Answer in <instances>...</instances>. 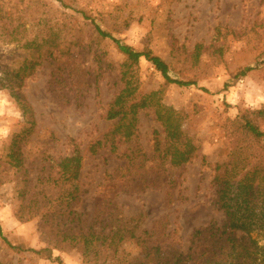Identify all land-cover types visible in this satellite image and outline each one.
Masks as SVG:
<instances>
[{"label": "rangeland", "instance_id": "1", "mask_svg": "<svg viewBox=\"0 0 264 264\" xmlns=\"http://www.w3.org/2000/svg\"><path fill=\"white\" fill-rule=\"evenodd\" d=\"M95 26L195 85L166 83L144 58L131 63ZM70 62L79 78L72 86ZM120 93L127 106L144 103L136 120H105ZM168 120L192 147L182 166L155 151L154 132L162 150ZM244 120L264 135V0H0V264H163L173 251L192 264L193 231L225 222L213 166L228 163L238 177L264 169V139L245 134ZM114 128L116 151L107 144L91 154ZM68 139L83 156L81 195L60 229L86 235L117 211L142 215L138 240L115 254L94 241L87 252L82 240L54 247L60 238L44 215L53 226L59 220L51 214L58 189L47 178L56 176L53 161L69 155ZM1 237L24 250L53 248L52 258L14 251Z\"/></svg>", "mask_w": 264, "mask_h": 264}, {"label": "trees", "instance_id": "2", "mask_svg": "<svg viewBox=\"0 0 264 264\" xmlns=\"http://www.w3.org/2000/svg\"><path fill=\"white\" fill-rule=\"evenodd\" d=\"M76 12L84 20H91L84 13ZM92 22L94 23V21ZM95 31L99 38L112 41L117 46L118 51L131 63H138L141 58H144L161 74L166 83L179 87L195 85L191 81L184 82L171 79L168 66L150 51L136 52L131 47L120 44L109 33L102 31L97 26H95ZM73 57L70 54V59L73 60ZM72 68V63L70 62L69 75L65 80L70 86L79 80L77 75H75L77 72L76 68ZM250 71L251 68H245L237 76L243 77ZM56 83L58 84V81ZM126 96L120 93L111 100L104 117L105 120L114 121L118 119L121 122L128 115L132 116V121L136 120L134 119L136 110L145 108V105L140 103L127 106ZM168 124L169 127H164L166 136L162 150H160L159 134L157 131L154 132L155 151L160 153L158 157L163 161L166 160L170 166H182L190 161L192 147L182 137L178 128L173 127L169 123V120ZM131 125L132 123H129V126ZM240 127L253 140L264 139V135L249 120H244ZM117 135L118 128L109 130L102 136L101 140H97L90 146L91 154H95L98 149L107 146V144H112L110 145L111 150L115 152L114 140ZM129 135L130 133L126 131L123 136L127 139ZM66 144L70 150L69 155L53 161L51 168L52 171L56 172V176L52 177L50 175L47 178V181L54 186V189H58L56 198L52 200L53 202L51 201L56 207L51 214L58 213V216H60L59 220L56 221L57 216L54 217L52 219V223H55L53 226L49 220L50 214L44 215L45 222L50 223L49 231L56 232L55 237L60 238V240L53 241L54 247L60 248L67 241H69V245H72L73 241L79 242L82 240L79 245H82L84 252H87L94 241L93 243H96L95 247H107L115 254L122 244L138 240L134 232L139 228L143 216L138 215L126 218L117 211L111 222H107L98 228H94V226L88 228L86 235L82 234L83 230L81 229L78 231H74L71 228L68 230L60 229L62 222L65 220L64 217L70 215L81 195L79 176L83 156L75 139H68ZM202 162L204 163L205 161L203 160ZM229 165L228 163L215 164L213 166L214 175L212 179L216 189V204L219 210L223 211L225 222L221 226L210 224L206 228L193 231L191 242L192 264H264V169L260 166H255L248 171L241 169L239 172L240 177H238V173H228ZM106 178L112 181L116 180L117 177L113 178L111 175H106ZM170 198L171 195L167 193L166 199L170 201ZM65 213H68L67 216H65ZM31 218L33 216H30L28 220ZM17 220L21 222L24 217L18 213ZM1 239L14 251L42 255L47 259L52 258L53 248L24 250L20 247L11 246L4 237H1ZM190 257L178 251H173L163 264H186ZM156 264H158V261ZM159 264H162V262Z\"/></svg>", "mask_w": 264, "mask_h": 264}]
</instances>
